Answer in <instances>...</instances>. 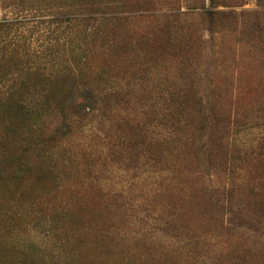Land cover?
Masks as SVG:
<instances>
[{
    "label": "rangeland",
    "instance_id": "1",
    "mask_svg": "<svg viewBox=\"0 0 264 264\" xmlns=\"http://www.w3.org/2000/svg\"><path fill=\"white\" fill-rule=\"evenodd\" d=\"M85 7L122 16L106 28L107 55L71 52L104 65L118 95L14 159L10 135L0 264H264V196L250 191L264 172L250 154L264 153V0H0V23L58 61L62 18ZM187 107L197 130L181 120ZM50 113L22 124L30 140L56 125ZM110 135L120 139L106 148ZM207 184L228 190L222 212Z\"/></svg>",
    "mask_w": 264,
    "mask_h": 264
},
{
    "label": "trees",
    "instance_id": "2",
    "mask_svg": "<svg viewBox=\"0 0 264 264\" xmlns=\"http://www.w3.org/2000/svg\"><path fill=\"white\" fill-rule=\"evenodd\" d=\"M121 18L122 16L116 14L105 15L104 11L96 14V11L91 7H85L74 14L66 12L62 18V32L65 38L64 53L57 55L58 61L54 60L56 58L54 56L47 59L44 55H36L34 51H30L24 40L18 42L13 38L14 35L7 37V31L12 22L0 23V124L5 125V130H0V166L10 159L9 145L11 142L9 140L12 133L17 135L18 142L15 144V141H12V159H14L17 154L23 153L28 148L37 149V145L51 140L55 134H62V130L68 128L74 121H91L96 118L97 114L95 113L102 112L100 109L103 108L105 98L118 95L111 87L104 85V62L102 63L103 67L91 66L84 59L71 56V52L75 50L82 52L89 45L90 49L98 46L102 50L100 54L104 53L106 49L104 44L107 41L105 38L106 28L112 20ZM73 38L78 44L75 45V48L70 46ZM81 45L82 47H80ZM104 55H107L106 51ZM190 110V107L184 110L181 120L184 123L186 119V124H188L187 117H189L191 129L197 130L198 126L191 123L198 120L197 118L190 120L192 117ZM45 112H51L50 114L56 116V125L49 131L39 132L33 140H30V129L25 125L26 129L23 130L22 124L31 119V116H43ZM11 125L12 127H10ZM13 125L15 126L13 127ZM98 132L102 133L100 135H103L102 139L107 138L101 127L96 128L95 136H98ZM173 135L171 141L176 147H186L188 139L186 135L181 137H177L176 133ZM112 136L114 137L112 140L111 135L108 136L104 144L106 148L107 146H110L108 148L113 147L115 140L119 141L120 139V136ZM165 138L169 139L170 137H159L161 141ZM151 139L155 142L158 141V139ZM259 147L261 148V146ZM251 153H255L256 157L264 155V153L254 152V150H251ZM65 159L68 160L69 157ZM60 160L63 158L60 157ZM59 164L63 166L61 161ZM57 165L58 162L54 160L44 163L42 173ZM151 171L154 172V170ZM132 177L134 176H130L131 179ZM256 179L258 180L257 185L250 188V191L253 192L252 197H263L264 172ZM227 191L224 187L219 188L207 184L204 195L210 202H214L222 212L223 208L227 207L226 203L229 198ZM116 192L118 196H121L123 193L129 192V188Z\"/></svg>",
    "mask_w": 264,
    "mask_h": 264
}]
</instances>
